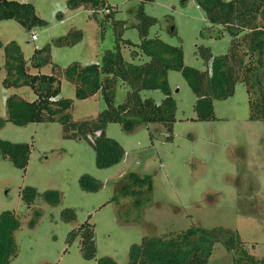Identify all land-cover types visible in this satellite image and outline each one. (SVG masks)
<instances>
[{
  "label": "rangeland",
  "instance_id": "obj_1",
  "mask_svg": "<svg viewBox=\"0 0 264 264\" xmlns=\"http://www.w3.org/2000/svg\"><path fill=\"white\" fill-rule=\"evenodd\" d=\"M14 1L31 3L36 16L46 24L27 30L14 19L1 20L0 42L13 40L20 46L29 73L60 76L59 97L72 100L73 120L94 118L105 102L100 93L75 98L74 85L64 79L62 70L73 61L80 65L101 62L103 53L116 46L115 21L124 24L118 41L123 60L134 64L148 60L139 49L133 26L137 0H104L107 8L99 7L95 17L89 8L67 9L66 0ZM108 11L112 14L105 19ZM143 11L157 20L149 28L148 38L179 46L186 66L206 68L197 53L200 45L208 47L212 56L227 52L228 33L204 20L196 0H153L143 3ZM71 29L82 32L78 42L71 46L53 44ZM47 44L50 63L33 69L34 50ZM2 64L0 49V119H5L4 96L14 92L27 101L35 96L29 87L4 88ZM167 81L175 102L171 139L166 140L161 124L138 123L125 129L110 122L104 128L105 135L122 146L124 156L107 168L95 165L94 150L87 139L64 137L56 121L0 124V139L30 145L24 170L0 158V213L12 211L19 221L14 232L16 255L9 264H95L101 256L128 264L130 246L143 236L180 232L191 226L235 231L249 254L264 257V122L248 119L245 85L238 82L232 96L213 101V120L196 121L195 95L181 73L168 71ZM127 91V85L116 79L113 104L122 103ZM139 94L156 103L163 98L159 90L142 89ZM83 174L99 181L100 188L84 190L79 182ZM131 177L148 178L136 183ZM26 187L36 191L30 204L23 199ZM123 187L130 193L123 195ZM47 190L58 191V204L45 203ZM64 208L74 210L73 221L61 219ZM34 211L39 216L30 226ZM84 222L93 229V259L82 256L79 238L71 242L67 238ZM207 264H231V254L215 243Z\"/></svg>",
  "mask_w": 264,
  "mask_h": 264
},
{
  "label": "trees",
  "instance_id": "obj_2",
  "mask_svg": "<svg viewBox=\"0 0 264 264\" xmlns=\"http://www.w3.org/2000/svg\"><path fill=\"white\" fill-rule=\"evenodd\" d=\"M136 23L133 25L139 37V49L148 60L134 64L123 60L118 46L122 21H115L116 46L106 50L99 63L80 65L73 61L63 70L66 81L74 85V96L86 99L100 93L105 107L94 118L73 120L70 114L72 100L59 97L60 76L56 74H31L20 46L15 41L0 42L3 52L4 88L29 87L35 98L27 101L17 94L4 99L5 119L15 125L28 123L58 122L66 138L81 137L88 140L94 150L95 165L107 168L119 163L124 149L113 138L105 135L104 128L110 122L120 123L125 129L135 124H161L166 130V140L171 139L174 122L175 102L170 96L167 74L170 70L179 71L195 95L193 109L196 121H210L215 118L213 101L232 96L235 85L241 82L248 94V119L264 122V0H196L202 10L203 18L211 25L221 26L229 35L227 52L212 56L209 48L198 46L197 53L206 64L198 70L184 65L181 48L167 44L157 37L148 38L149 28L156 18L143 11V3L153 0H137ZM67 9L89 8L94 16L104 0H66ZM112 11L105 13V19ZM57 16L60 13L56 14ZM14 19L27 30L35 25L46 23L35 14L31 3L14 0H0V21ZM174 32V27L171 28ZM82 37L80 30H70L64 36L53 40L56 46H71ZM50 45L35 49L31 66L39 68L50 63ZM121 80L128 87L125 100L113 104L115 80ZM159 90L163 98L159 103L151 98H142L140 90ZM92 137V139L89 138ZM151 138V135H150ZM30 154L28 143H12L0 139V158L9 159L13 166L24 170ZM138 182H146L148 177H131ZM128 181L131 182L130 179ZM86 191H97L101 183L87 174L79 178ZM149 188V185L148 187ZM23 199L27 204L33 202L35 189H23ZM123 195L130 193L122 188ZM132 193V192H131ZM43 200L56 205L60 195L56 190H47ZM39 216L29 222L33 226ZM61 219L70 222L75 219L72 208L61 211ZM19 221L12 211L0 213V264H9L16 255L14 232ZM68 241L80 240V249L85 259L95 258V244L92 225L84 222L68 233ZM231 254V264H264V257L256 258L249 254L235 231L221 227L202 228L191 226L180 232H168L158 236H143L138 243L130 246L128 264H207L215 243ZM95 264H116L109 256L95 259Z\"/></svg>",
  "mask_w": 264,
  "mask_h": 264
},
{
  "label": "built area",
  "instance_id": "obj_3",
  "mask_svg": "<svg viewBox=\"0 0 264 264\" xmlns=\"http://www.w3.org/2000/svg\"><path fill=\"white\" fill-rule=\"evenodd\" d=\"M31 39H35V36L33 34H31ZM4 99H5V96H4Z\"/></svg>",
  "mask_w": 264,
  "mask_h": 264
},
{
  "label": "crops",
  "instance_id": "obj_4",
  "mask_svg": "<svg viewBox=\"0 0 264 264\" xmlns=\"http://www.w3.org/2000/svg\"><path fill=\"white\" fill-rule=\"evenodd\" d=\"M33 69H34V68H33ZM2 78H3V77H2ZM1 80H2V79H1ZM16 89H18V88H16ZM13 93H14V92H13ZM34 96H35V95H34ZM34 98H35V97H34ZM34 98H33V99H34ZM33 99H32V100H33Z\"/></svg>",
  "mask_w": 264,
  "mask_h": 264
}]
</instances>
